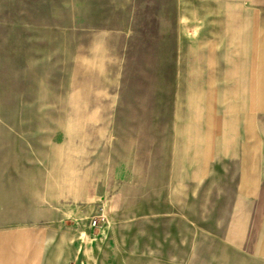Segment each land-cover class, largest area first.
I'll return each mask as SVG.
<instances>
[{"label":"rangeland","instance_id":"374dc122","mask_svg":"<svg viewBox=\"0 0 264 264\" xmlns=\"http://www.w3.org/2000/svg\"><path fill=\"white\" fill-rule=\"evenodd\" d=\"M198 1L0 0V264H264L202 182Z\"/></svg>","mask_w":264,"mask_h":264},{"label":"crops","instance_id":"0c3cea01","mask_svg":"<svg viewBox=\"0 0 264 264\" xmlns=\"http://www.w3.org/2000/svg\"><path fill=\"white\" fill-rule=\"evenodd\" d=\"M197 6L199 69L192 92L201 120L202 182L215 177L223 195L225 181L235 187L233 239L241 238L246 221L242 247L254 232L253 247L264 256V0H199ZM15 247L21 250L14 264H41L39 247Z\"/></svg>","mask_w":264,"mask_h":264},{"label":"built area","instance_id":"2783aa9c","mask_svg":"<svg viewBox=\"0 0 264 264\" xmlns=\"http://www.w3.org/2000/svg\"><path fill=\"white\" fill-rule=\"evenodd\" d=\"M98 223H99V218H98V219H94V220L92 221V226H93V227H97V226H98Z\"/></svg>","mask_w":264,"mask_h":264}]
</instances>
